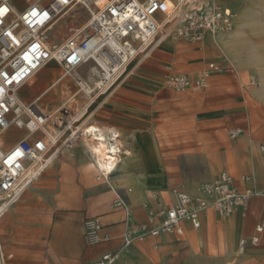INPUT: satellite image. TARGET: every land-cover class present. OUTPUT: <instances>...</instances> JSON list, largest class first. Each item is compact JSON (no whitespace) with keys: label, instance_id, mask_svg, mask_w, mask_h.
Listing matches in <instances>:
<instances>
[{"label":"rangeland","instance_id":"rangeland-1","mask_svg":"<svg viewBox=\"0 0 264 264\" xmlns=\"http://www.w3.org/2000/svg\"><path fill=\"white\" fill-rule=\"evenodd\" d=\"M217 2L237 12L233 30L226 32L218 44L208 43L211 31L200 42L163 40L162 36L151 53L140 54L131 62L114 94L92 96L93 100L85 97L80 103L66 106L75 117L87 103L95 101L86 109L94 113L76 122L79 126L88 118L80 131L91 124L122 129L114 128L128 149L123 156L133 161L140 154L146 159V190L150 198L155 191L165 193L180 184L188 192L196 193L201 184L215 180L222 170L243 180L251 178L252 183L241 182L256 193L245 219L230 216L221 224L205 223L198 229L205 231L204 239L197 243H192L186 234L148 237L135 242L120 264H264V231L257 232L258 226H264V181L260 180L264 175V157L260 152V145L264 144V0ZM210 62L219 63L222 71L214 73L203 89L176 91L157 81L169 65L175 72L196 76ZM53 65L46 66L23 86V99L29 101L32 94L46 91L60 76L62 67ZM52 67H56V74L45 75ZM68 77L70 91H79L75 81ZM63 89L60 83L47 95L59 96ZM84 94L80 91L78 97ZM47 103L55 108L61 106L53 100ZM238 128L244 129V134L231 138L229 131ZM81 143L55 158L53 165L35 181L34 186H44V200L35 206L38 212L24 214L8 232L2 229L0 219L6 264H65L67 247H88L84 241L85 219L112 211L114 195L102 199L109 187L96 180L90 153L84 150L85 156L79 158L82 168L87 167L81 172L80 163L74 161L78 149L83 147ZM124 175V168L115 169L110 185L132 187L135 195L148 199L137 186L123 183L120 178ZM156 175L162 176V180L154 179ZM23 198L19 204L26 203ZM258 198L260 205L256 204ZM242 221L245 227L238 224ZM76 229L83 240H78ZM256 236H260L259 245L253 246ZM242 239L246 241L243 252ZM99 247L102 246L94 248Z\"/></svg>","mask_w":264,"mask_h":264},{"label":"built area","instance_id":"built-area-1","mask_svg":"<svg viewBox=\"0 0 264 264\" xmlns=\"http://www.w3.org/2000/svg\"><path fill=\"white\" fill-rule=\"evenodd\" d=\"M235 17L231 8L217 0H0V219L64 149L73 148L83 138V132L77 129L79 120L70 108L61 107L48 114L41 103L42 94L31 101L22 98L23 86L50 60L62 67V78L78 71L73 81L79 90L88 89L98 98L114 91L131 62L140 54L151 53L160 37L200 42L208 31L232 30ZM220 71V64L210 62L195 77L169 72L161 84L176 91L199 90ZM17 129L26 130V134L12 143ZM242 134L241 128L229 131L231 138ZM106 137L114 169L124 155L120 134L110 130ZM260 152L264 157V144ZM93 159L97 181L110 185L108 161ZM248 179L244 177V181ZM169 194L173 201L153 193L155 205H143L148 221L134 222L133 209L118 193L112 208L122 209L126 215L122 246L87 264H114L135 242L148 237H183L185 222L199 229L203 217L211 211L223 218L237 212L247 216L256 196L238 188L227 170L201 184L196 193L176 186ZM83 229L88 246L113 239L103 232L98 216L85 219ZM263 230L262 225L257 227L258 233ZM259 241L260 236L252 239L253 244ZM245 247L242 239L240 251ZM0 264H6L1 233Z\"/></svg>","mask_w":264,"mask_h":264},{"label":"crops","instance_id":"crops-1","mask_svg":"<svg viewBox=\"0 0 264 264\" xmlns=\"http://www.w3.org/2000/svg\"><path fill=\"white\" fill-rule=\"evenodd\" d=\"M224 6L229 7L227 5H224ZM229 8H231L236 13V17L234 19V23H235L236 22V19H237V12H236V10L233 7H229ZM53 64H57L59 66V64L56 63V62H51L47 66H50V65H53ZM53 66H56V65H53ZM167 68H168V70L166 72H164V73H161L160 74V77L157 80L158 83L161 86H163L161 84V82H162L163 78L165 77V75L167 73H169V72H175V70H173L170 65ZM175 73H183V74H188L191 77H195V76L191 75L190 73H186V72H175ZM120 86H121V83H120V85H118L116 87V89H114V91H112L108 95L110 96V95L114 94L120 88ZM41 94L43 95L44 93L43 92H40L38 94H32V96L30 97L31 99L29 101L33 100L36 96L41 95ZM111 128H117V129H119V130L122 131V129L120 127H117V126H112ZM15 132H16V137L14 138V140L12 141V143L16 142L17 140H19L21 137H23L26 134V130H19V129H17V130H15ZM122 134L124 135V133H122ZM251 134L252 133H248L247 135L248 136H251ZM120 139H121V136H120ZM67 150H70V149H64L60 153V155L64 151H67ZM79 154L80 153H79V149H78L76 155L74 156V158H75L74 161L77 162V163H80V165H81L80 172H81L82 169H85L87 167L82 168L83 163L80 161V159L78 157ZM94 167H95V165H94ZM95 170H96V167H95ZM45 171L43 173H45ZM43 173H42V175H43ZM96 174H97V170H96ZM233 177H234V183H235V185L238 188H240L242 190H246L247 189L245 186H243L241 184V182H245L242 179V177L241 178H238L237 176L236 177L233 176ZM260 180L261 181H264V175H261L260 176ZM34 183L26 190V192L22 196V198L24 197L23 199L26 200V203L19 204L20 203V201H19L17 204H15L14 206H12L3 215L4 218L2 217V229L4 231H7V232L10 231V229H11L12 226H15L16 223L18 224L20 222V220L24 217V214H28V213L31 214V213H34L36 211L37 212L39 211L37 208H35V206H37L40 203L41 200H44V186H41V187L38 186L37 187V186H34ZM98 183L99 184H107V183H102V182H99V181H98ZM107 185L109 187V191L102 198L104 201L107 200L108 197H110V195H114V199H115L116 196H117V194L120 193V194H122L127 199L130 207L133 209L132 220L134 222H147L148 221L147 211L145 210V208L143 207V205L137 201V198L138 197H141L143 200L148 201V202H151L153 205H155V202H154V200H153L152 197L146 199L143 196H137V195L134 194V188H132V187H129V188L128 187H119L118 185H116L115 188H114V187H112L109 184H107ZM129 189H132V192H129ZM256 190H257V188H256ZM27 191H29V194H27ZM261 192H262V194H264V191H261ZM128 193L134 194V196L136 197L135 200H136L137 203H132V201L128 197ZM161 196H162V198L165 201H171V200L173 201V197L169 194V192L167 194L166 193H161ZM251 204H252V201H251ZM251 204H250V208H251ZM256 204L257 205H260L261 204V200L259 198H258ZM104 206H106V204ZM249 212H250V209H249ZM98 216L101 218V220L103 219L102 223L104 222L103 223V225H104L103 232L104 233H110L113 236V239L110 242L103 243V244H100V245H97V246H88L86 244V241H85V238H84L85 244L88 247H82V246H78V247H75V248H70V247L68 248L67 247L66 252L64 254V256H65V261H64L65 264L88 263L90 261H94V260L99 259L100 257H102L106 253L115 252V251H117V250H119L121 248V246H122L121 235H122V233H123V231L125 229V222H124L125 217H126L125 212L122 209H113L112 208V211H110L109 213H105L103 215H98ZM232 216L238 217L239 219H242L243 220V219H245L248 216V214H247V216H243L240 212H237V213H234ZM223 220H224L223 217H220L216 212L211 211L206 217H203V219H202V226L199 229H201L203 227V224H205V223H210L211 221H214L217 224H221V222ZM244 223H245V221H242L241 223H238V224L239 225L242 224V227H245V226H243ZM184 227H185V234L189 237V239H190V241L192 243H197L198 241H200L197 237L194 238V237H192V236H190V235L187 234V229H189V228L194 229V230H198V229L194 228L192 226V224L189 223V222H185L184 223ZM75 231H76V235L78 237V240L79 241L80 240H83V237L81 236L80 231H78L77 229ZM203 234L204 235H202V240L201 241H203V239H204L203 236H205V231L203 232ZM258 234H262V233H258ZM168 236L177 237L175 235L162 234V235H160L158 237H154V238H162V237H168ZM58 238H59V231H57L56 232V235H55V239L57 240ZM117 239H120V241H118ZM68 241H70V239H68ZM193 241H195V242H193ZM257 245H259V243L253 244V246H257ZM98 246H102V247L94 248V247H98ZM129 253H130V249H129V252L128 253L122 255L114 264H120L121 262H123L124 259L128 256ZM9 257H13V255H10Z\"/></svg>","mask_w":264,"mask_h":264},{"label":"bare ground","instance_id":"bare-ground-1","mask_svg":"<svg viewBox=\"0 0 264 264\" xmlns=\"http://www.w3.org/2000/svg\"><path fill=\"white\" fill-rule=\"evenodd\" d=\"M227 32H230V31H227ZM209 34H210V38H209L208 43L211 44V45H215V44L219 43V41L223 38V36L226 34V32L221 33V32L211 31V32H209ZM51 62H56V61L55 60H50L47 63V65L50 64ZM56 63H58V62H56ZM56 71H57L56 67H52V68H50L49 70H47L45 72V75L48 74V75L52 76V75L56 74ZM77 75H79L78 71H76L75 73H72V75L70 77L72 79H74ZM67 79H69L68 76L65 77V78H62V76L60 74L59 77L55 78L52 81V83L49 86V88L46 91H43L44 94L41 97V103L43 104V109H44L45 113L54 114V113H56L58 111V109H60L61 107L67 106L68 104L71 106V105H73L75 103H80L81 101L84 100L85 97H90L93 100L92 95L90 93V90H88V89L83 91V92H85V94H84V96H82V98L78 97L79 94H80V90L79 91H75V92L70 91V88H69L68 83H67ZM60 83H62V85L64 87L63 92H61V94H59V96H48L47 92L49 90H51L52 88H54L55 86L59 85ZM27 96L28 95H23V97H25V98ZM50 100L60 102L61 106H59V108L58 107L55 108L54 106L49 105L47 103V101H50ZM92 100L89 103H87L86 106H84L83 110L78 112V115H76V116H78L77 120H79V118L81 120L86 115H88L90 113L91 114L94 113V111L91 112L89 109H88V111H86L87 106L90 105V104H93L95 102V101H92ZM75 106H77V105H75ZM97 112L98 111H95V113H97ZM87 119L88 118H86L81 125L77 126L78 130H81V126L86 123ZM110 130L114 131L116 134H118L117 131L114 128L105 129V128L100 127L99 125H96V124H91L89 126H86L84 128V130L82 131L83 132V138L81 140L82 141L81 146H83V147L79 148V153L80 154L78 155V157L79 158H83L85 156L84 150H86V152H89L90 155L93 158L99 157L101 159H104V161L107 160L108 161L107 165L109 166V169H111V167H112V159H111V156L109 154L110 153L109 152L110 147L108 145V139L106 137V133L108 131H110ZM119 143L122 145L121 140H119ZM122 148H123L124 153L128 152V149L124 148L123 145H122ZM145 160L146 159L140 154L136 155L133 161L129 160L125 156H122L121 160L116 164L115 168L111 169L110 171H111V175H112L113 171L115 169H117V168L123 169L124 168L125 175H124V177L120 178V180L123 183H129L131 185L137 186L138 191H139L140 194L146 196L147 198H150V196L148 194V190H146V185H147V182L149 181V177L147 176V174H146V172L144 170V167L146 165V161ZM153 178L157 179V180H162V176H160V175H156ZM248 181H250V183H252L251 182V178H249ZM180 186L183 187L184 189L188 190V188L184 184H180ZM170 189H166L165 193L167 194ZM129 192H132V189L129 190ZM159 192H161V191H159ZM128 197L132 201V203H137L135 198H134V196L132 194L128 193ZM137 201L139 203H141L142 205H144L145 203L148 202V201L143 200L141 197H138ZM203 232H204V230L199 232L198 230H194V229H191V228L187 229V234L188 235H190V236H192L194 238L197 237L200 241L202 240V235H204ZM209 232H211V231H209ZM193 242H195V241H193Z\"/></svg>","mask_w":264,"mask_h":264},{"label":"snow or ice","instance_id":"snow-or-ice-1","mask_svg":"<svg viewBox=\"0 0 264 264\" xmlns=\"http://www.w3.org/2000/svg\"><path fill=\"white\" fill-rule=\"evenodd\" d=\"M3 11H7L6 9H4Z\"/></svg>","mask_w":264,"mask_h":264}]
</instances>
